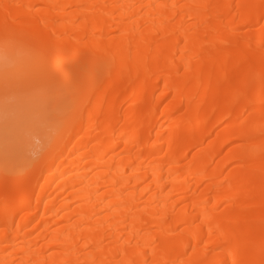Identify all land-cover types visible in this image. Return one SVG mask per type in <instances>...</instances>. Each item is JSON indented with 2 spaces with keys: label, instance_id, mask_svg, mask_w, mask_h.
Here are the masks:
<instances>
[{
  "label": "bare ground",
  "instance_id": "6f19581e",
  "mask_svg": "<svg viewBox=\"0 0 264 264\" xmlns=\"http://www.w3.org/2000/svg\"><path fill=\"white\" fill-rule=\"evenodd\" d=\"M0 103V264H264V0H0Z\"/></svg>",
  "mask_w": 264,
  "mask_h": 264
},
{
  "label": "rangeland",
  "instance_id": "374dc122",
  "mask_svg": "<svg viewBox=\"0 0 264 264\" xmlns=\"http://www.w3.org/2000/svg\"><path fill=\"white\" fill-rule=\"evenodd\" d=\"M36 89H37V84L36 83L32 82V84H30L28 86L25 83V81H23V84L22 83H14V84H8L7 83L6 85L5 84L3 85L4 93H6V95L9 96L8 100H6V103L7 102L9 103V101L14 103L15 100H17L16 97H21L22 98V97H24V95L31 94L33 92L35 94L36 93ZM4 104L5 103H0V116H1V113L4 111V110L1 111V109L4 108ZM2 115L4 117V114H2ZM38 144H39V142L37 140L33 139V145L27 147V149H30L31 158H35L36 157V155H34V152L36 151ZM20 165H22V163H17L15 166L18 167Z\"/></svg>",
  "mask_w": 264,
  "mask_h": 264
}]
</instances>
